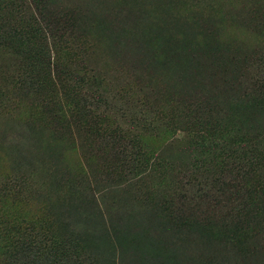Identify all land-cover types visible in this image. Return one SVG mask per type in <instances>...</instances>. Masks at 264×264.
I'll return each instance as SVG.
<instances>
[{"label": "rangeland", "instance_id": "rangeland-1", "mask_svg": "<svg viewBox=\"0 0 264 264\" xmlns=\"http://www.w3.org/2000/svg\"><path fill=\"white\" fill-rule=\"evenodd\" d=\"M0 264H264V0H0Z\"/></svg>", "mask_w": 264, "mask_h": 264}, {"label": "trees", "instance_id": "trees-1", "mask_svg": "<svg viewBox=\"0 0 264 264\" xmlns=\"http://www.w3.org/2000/svg\"><path fill=\"white\" fill-rule=\"evenodd\" d=\"M243 99L244 100H246V101H249V100H257L254 96H252L250 93L248 94V95H244V97H243ZM252 125V123L251 122H249L248 123V126H251ZM251 169H252V165H251V167H250V171H251ZM245 176H247V175H245ZM246 184H248V182L246 183ZM240 188H242V186L240 187Z\"/></svg>", "mask_w": 264, "mask_h": 264}]
</instances>
